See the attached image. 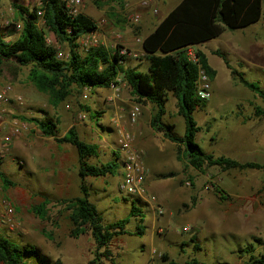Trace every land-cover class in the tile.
<instances>
[{
	"label": "rangeland",
	"instance_id": "obj_1",
	"mask_svg": "<svg viewBox=\"0 0 264 264\" xmlns=\"http://www.w3.org/2000/svg\"><path fill=\"white\" fill-rule=\"evenodd\" d=\"M0 1V22L2 24L14 22L15 25L21 22L14 16L13 3L32 9L40 2V0ZM95 1H86L82 12L91 16L97 22L99 30L105 32L110 49L122 46L117 35L121 34L122 28L132 26L136 29L143 20L142 14L151 15L152 18L157 13L154 9H158V1L153 6L146 7L140 4L141 0H124L123 5L117 0H97V3ZM133 13L141 15V20L137 24L129 21ZM152 25L153 23L149 21L148 28ZM46 32L56 48L68 53V46L65 43L56 42L54 35ZM17 35V33L10 35L7 39L14 40ZM262 39L264 40V36ZM80 48L82 49L81 46ZM212 58L210 62L217 71L213 79V94L208 99L206 115L203 111L194 112L193 117L201 127L195 135L196 141L208 153L239 160L243 146L240 141L245 135V129H250L257 133V139L262 141L260 149L262 156L259 163L264 164V117L254 120L251 126L244 127L232 113L237 111L234 107L237 100L239 104L236 106L241 105L244 116L249 114L251 106L262 107L261 97L241 83L234 84L229 70L219 57ZM233 64L264 92V74L260 70L240 67L236 59H233ZM28 70V66L18 65L10 60L0 66V84L10 82L25 99V107L16 108L17 113L28 118L47 115L52 119H58L59 135L74 125L81 139L99 146L97 156L89 158L90 163L100 161L106 163L113 159L116 150L119 154L116 143L117 130L112 118L119 116L122 123H128L125 120L130 102L134 101L130 93H125L121 84L120 93L114 101L108 100L112 94L110 88L92 90L85 99L81 97L83 89L74 87L72 94L54 106L47 93L39 91L27 79ZM225 84L235 90L232 95L226 96L223 93ZM140 104L142 112L135 123L149 124L147 116L149 109H146V103ZM86 106L91 111H86ZM178 109L177 98L170 94L166 102L164 120L173 123L175 131L182 135L185 126ZM92 111H97L98 120L90 117ZM82 112H85V117L79 118ZM28 123L32 129L28 133L22 132L17 137L25 136V148L22 150L16 148L14 143L9 155L0 160V171L15 183L14 186L4 187L0 180V196L11 199L15 204L17 222L13 228L0 223V234L24 244L35 245L52 262L59 260L60 264H168V261L161 259V255L165 253L178 264H184L192 257L206 264H245L248 255L242 251L249 245L254 248L255 254L264 250V169L223 170L213 165L199 172L186 165L184 161H178L176 146L174 148L176 153L171 158L169 155L159 156L152 153V157L156 159L155 171L153 169L152 172L146 166L147 174H150L153 180L155 192L164 195L166 199L163 214L155 215V218H152L153 215L138 198L120 195L116 185L117 172L105 177L85 178L89 186V198L96 205L104 223L126 217L133 199L144 215L143 221H140L139 216H133L126 224L128 232H134L137 225L144 226L143 235L126 233L114 236L109 245L101 249L96 259V243L90 232L87 231L77 238L71 237L69 210L57 202L59 198L80 195V187L64 189L62 187L64 184L57 181L61 174L56 172L54 176L51 174L53 155L50 156L49 151L54 149L46 148L50 142L39 141L42 143L40 147L44 146L43 154L39 158L35 154L34 146L43 135L33 123ZM51 145L55 144L51 142ZM72 148L75 149L73 146ZM73 157V154H66L65 170L71 168L70 164L72 166L78 164L73 163ZM37 160L40 163H35ZM168 172H173L174 175L168 178L159 177L160 174ZM76 180L79 181L78 174ZM220 195L226 196V199L220 198ZM44 196L51 199L47 207L48 219L45 220L30 211V206L39 203ZM192 198H195V203L191 205ZM153 219L157 220V224L152 226ZM158 227H163L160 234L155 231ZM185 227L189 229L185 230ZM43 231L51 233L52 239L47 238ZM195 245L200 249L196 250ZM152 248H155L160 256H152ZM33 261L29 259L28 264H33L35 262Z\"/></svg>",
	"mask_w": 264,
	"mask_h": 264
},
{
	"label": "trees",
	"instance_id": "obj_2",
	"mask_svg": "<svg viewBox=\"0 0 264 264\" xmlns=\"http://www.w3.org/2000/svg\"><path fill=\"white\" fill-rule=\"evenodd\" d=\"M123 5L124 0H117ZM97 3V0L95 1ZM263 0H181L164 18L158 21L152 31L142 39L143 51L149 63V71L143 72L135 67L122 64L124 54L118 49H106L104 46L89 47L83 50L79 45V38L85 33L96 31L97 22L87 13L79 12L71 15L64 3L60 0H40V5L29 8L13 3L17 9L22 28L16 31L14 22L2 24L0 22V66L10 60L18 65L28 66L27 79L41 92L47 93L51 103L56 106L73 92V88L88 87L95 90L99 87L109 88L115 77L121 74L126 84L131 88V96L136 102H150L156 110L151 115V127L162 136L177 145L176 157L203 172L206 167L216 165L223 170L264 169V164L254 161L239 162L234 158L213 155L203 150L196 141L195 135L200 131L194 119L196 109L203 108L206 101H202L196 94V78L198 67L195 62L188 60L184 49L192 44L202 43L217 37L223 27L234 30L242 29L260 20L262 16ZM43 10L41 24L38 23V9ZM52 33L56 42L68 46L69 55L66 58H56V47L46 41L47 32ZM18 34L14 40L8 36ZM202 68L212 78L215 71L206 63L204 55L196 52ZM226 62V59H225ZM227 63V62H226ZM232 73L244 86L252 89L263 97L264 92L254 82L245 80L244 76L232 69ZM170 94L178 100L179 115L183 118L185 132L179 135L174 125L164 120L166 102ZM86 111H91L85 107ZM97 111L90 112L94 120ZM254 116L264 117V108L254 106ZM23 119L33 123L43 136L52 137L57 143H67L76 148L79 176L80 195L72 198H59L57 202L69 210L71 227L69 234L77 238L90 232L95 246L97 259L101 249L106 248L114 236L126 233L143 235L144 226L137 225L134 232H128L126 224L129 218L139 216L143 221L144 215L138 204L132 202L128 215L104 223L96 205L89 198V186L85 178L105 177L114 175L119 167L120 160L117 151L112 160L102 163H90L89 158L97 156L98 145L87 143L78 135L74 125L70 126L62 135L58 131V119L47 115L42 117H25ZM173 172L162 173L160 178L173 176ZM0 180L4 187L14 186L15 183L0 171ZM226 199V196L220 195ZM138 201V200H137ZM51 199L43 197L39 203L30 206V211L41 219H48V205ZM195 203L192 198L191 205ZM186 205V204H185ZM57 225V222H54ZM44 235L52 239L51 233L43 231ZM195 249L200 247L195 245ZM249 245L242 252L248 257L245 264H264V250L254 253ZM60 264L59 260L52 262L33 244H24L0 234V262L3 264ZM168 264H178L168 255H161ZM92 261V263H94ZM184 264H206L194 257Z\"/></svg>",
	"mask_w": 264,
	"mask_h": 264
},
{
	"label": "crops",
	"instance_id": "obj_3",
	"mask_svg": "<svg viewBox=\"0 0 264 264\" xmlns=\"http://www.w3.org/2000/svg\"><path fill=\"white\" fill-rule=\"evenodd\" d=\"M181 0H158L157 6L158 9L156 10V15L155 17L151 15H145L142 14L143 20H141L140 25L135 29L134 27H126L122 28L121 34H117L120 38V43L124 47V49L127 51L122 64L127 67H135L138 70H141L143 72H148L149 71V63L146 60V53L143 51L142 44L139 42H136L135 39L136 37L140 36L142 39L145 38L155 27V25L158 23L159 20L164 18ZM1 2V1H0ZM1 12V10H0ZM14 16L15 18L19 19L18 17V12L17 9L14 8ZM151 21L153 23L152 27L148 28V22ZM21 22V21H20ZM98 25V24H97ZM99 28V26H98ZM103 31V30H102ZM264 36V0L262 4V16L259 21L250 24L249 26L242 28V29H234L230 30L225 27L221 29L220 34L212 38L210 40L204 41L202 43H196L187 46L184 49V54L186 55V50L187 49H192L195 53L200 51L204 57L206 58V63L207 65L212 68L215 73L213 77H210L211 85H212V94H213V79L216 77V68L212 65L210 62V59H213V56H218L220 61L224 64L226 69L229 70V73L232 77V80L234 84L240 83L237 80V77L234 76L232 73V69H236L237 72L241 73L245 80L254 82L252 79L249 80L248 78L245 77V73L242 72V70H239L237 67L234 66L233 64V59H236L238 62V65L240 67H246L247 69H256L260 70L264 74V40L262 37ZM226 59V62H225ZM255 83V82H254ZM121 85L124 87L125 93L128 92L131 94V88L126 84L124 79L121 77ZM101 88V87H99ZM98 89V88H96ZM250 89V88H249ZM223 93L228 96L232 95L234 93L233 88H229L226 84L223 85ZM252 92L253 90L250 89ZM255 92V91H254ZM261 97V96H260ZM230 99V98H229ZM261 108H264V100L263 97H261ZM242 101V99H241ZM207 102L206 105L203 108L196 109L198 111H203L204 115H206L207 112ZM145 107L146 109H149L148 112V122L149 124H141V122L135 123V124H128V126L134 131V140L136 145L138 146L140 153L142 155L143 161L147 163L146 166L151 169L153 172V169L155 171L156 166V159H154L152 153H157L159 156L164 154L165 156L169 155V157H173V155L176 153L174 148L177 146L175 142L170 141L169 139L165 138L162 136V133L155 131L151 125H150V119L151 115L156 110V107L154 104L146 101ZM142 103V104H144ZM238 105V100L234 104V107L236 108L237 111H232L233 114H235L236 119L238 120V123L244 127H249L251 126V123L253 121H257L259 118L262 117H255L254 116V106H251L249 114L242 115L243 113L241 112V105ZM151 107L149 108V106ZM255 107H260V106H255ZM195 110V111H196ZM211 119H216L215 117H211ZM99 122V121H97ZM184 122V121H183ZM197 122V121H196ZM170 123V122H169ZM173 124V123H170ZM174 125V124H173ZM175 128V127H174ZM245 135L241 139V155L239 157V162H248V161H254V163H259L262 154L260 153L262 141L260 139H257L258 134L255 133L254 131H251L250 129H245ZM24 137L22 136L21 138H17L14 143L16 148H21L24 149L26 143L24 141ZM41 140H37L35 143V154L40 158V156L43 154L44 146H42L41 142H50V145H47V149L49 147H52L54 150L49 151V155H53L52 159V166L53 168L51 169V174L54 176V172L61 174L58 176L57 181L62 182L64 185V189H69V188H74L76 186H79L80 180H76V175H77V170H78V164L77 165H71V168L65 170V159H66V154L70 153L73 154V163H78L77 162V153H76V148H72V145L67 144V143H54V139L52 137H46V136H40ZM54 140V141H53ZM51 142L55 145H51ZM14 146V145H13ZM74 147V146H73ZM99 147V146H98ZM177 148V147H176ZM117 151V150H116ZM253 152V153H252ZM118 154V151H117ZM119 156V154H118ZM59 157V161H58ZM54 160V162H53ZM144 162V163H145ZM152 162V163H151ZM35 163H40L38 160L35 161ZM145 163V164H146ZM154 163V164H153ZM167 163V162H166ZM120 171H121V164L120 167L117 171V188L119 192V180H120ZM67 174V176H66ZM150 181V182H149ZM151 183V184H149ZM145 185L147 188V192L153 196H155L156 200L158 203L163 207L164 209V201L166 200L164 198V195H161L160 193L155 192V188L153 187V180L151 179L150 174H146L145 177ZM159 194V195H158ZM121 195V194H120ZM78 196V195H76ZM123 196V195H121ZM166 197V196H165ZM134 198V197H132ZM137 199V198H135ZM133 199L132 202L136 201ZM139 200V199H138ZM140 201V200H139ZM140 203L144 204L146 206L148 212L153 215L152 218H155V214L151 208L144 202L140 201ZM165 210V209H164ZM163 210V212H164ZM160 216V215H158ZM157 220L153 219V222L151 223L152 226L157 224ZM163 227H158L155 228L159 229ZM157 232V231H156ZM145 245V244H144Z\"/></svg>",
	"mask_w": 264,
	"mask_h": 264
},
{
	"label": "built area",
	"instance_id": "obj_4",
	"mask_svg": "<svg viewBox=\"0 0 264 264\" xmlns=\"http://www.w3.org/2000/svg\"><path fill=\"white\" fill-rule=\"evenodd\" d=\"M60 1L64 3L71 15H75L81 12L85 2L90 0ZM156 1L158 0H141L140 4L144 7L153 6ZM154 11L156 12V9H154ZM37 14L40 16L38 18V23L41 24L43 10L39 8ZM139 20H141L140 13H133L129 19V21L134 24H137ZM15 26L18 32L22 28L21 23H16ZM106 38L105 32L97 28L96 31L85 33L79 38L78 42L83 50H87L89 47L94 46H104L106 49H110ZM46 41L52 44L48 37H46ZM135 41L141 43L142 38L138 36ZM114 48L118 49L124 56L127 53L123 46H116ZM68 55L69 53L63 51L61 48L56 49V58L63 59ZM186 56L188 60L197 64L198 76L196 78V94L200 100L206 101L212 95L210 75L201 67L198 61L199 58L192 49L186 50ZM120 84L121 74H118L114 82L109 86L112 94L108 97V100L114 101L118 97L120 93ZM82 89L83 92L81 97L87 99L92 90L88 87H83ZM25 104V99L22 94L18 93L10 82L0 84V160L9 155L11 149H13L15 138L22 132L28 133L32 129L28 121L23 119L22 115L16 112V108L23 109ZM141 112V104L134 100L130 102L127 120H125L128 123H122L119 116H113L112 118L114 121L112 123L117 130L116 143L121 159L120 180L118 184L119 192L123 196L130 195L134 198H138L140 201L146 203L155 214L162 215L164 210L163 207L158 203L155 196L146 191L145 177L148 169L143 161L139 148L135 145L134 131L128 126V124H135ZM83 117H85V112L79 114V118ZM0 223L9 228H13L17 224L15 204L11 199L5 196H0ZM187 229L189 228L185 227V230ZM156 231L159 234L163 232L162 228L156 229ZM151 254L156 257L160 256V253H158L155 248L151 249Z\"/></svg>",
	"mask_w": 264,
	"mask_h": 264
}]
</instances>
